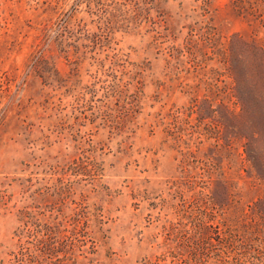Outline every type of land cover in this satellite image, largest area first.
<instances>
[{"label":"rangeland","instance_id":"rangeland-1","mask_svg":"<svg viewBox=\"0 0 264 264\" xmlns=\"http://www.w3.org/2000/svg\"><path fill=\"white\" fill-rule=\"evenodd\" d=\"M253 208L264 0H0V264L264 259Z\"/></svg>","mask_w":264,"mask_h":264},{"label":"trees","instance_id":"trees-1","mask_svg":"<svg viewBox=\"0 0 264 264\" xmlns=\"http://www.w3.org/2000/svg\"><path fill=\"white\" fill-rule=\"evenodd\" d=\"M261 201H263V199L255 202L254 207H256L257 203H260ZM252 214L259 219L264 217L262 211L260 209L258 210L257 208L252 209ZM36 231L39 232L38 230ZM225 234L227 237L224 239V241L227 246H229L233 250H237V264H264V259H262L261 255L259 254V252L261 251L257 248V251L259 252H256V249H253L250 243H246V241L243 240L246 239L250 241V238L248 236L245 237L240 235L236 229H233V232L231 231V229H229ZM39 245V243L37 245L33 243L32 247H30L29 245L23 246L22 248L26 249L24 251H21L22 256L16 259L18 264H37V261L39 260L36 258L35 250L36 252L37 250L43 251V249H41Z\"/></svg>","mask_w":264,"mask_h":264}]
</instances>
